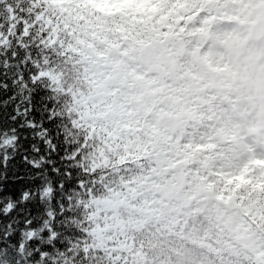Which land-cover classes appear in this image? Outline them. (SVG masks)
Here are the masks:
<instances>
[{"label":"clouds","instance_id":"clouds-1","mask_svg":"<svg viewBox=\"0 0 264 264\" xmlns=\"http://www.w3.org/2000/svg\"><path fill=\"white\" fill-rule=\"evenodd\" d=\"M12 3L56 41L38 87L87 173L68 264H264V0Z\"/></svg>","mask_w":264,"mask_h":264},{"label":"snow or ice","instance_id":"snow-or-ice-1","mask_svg":"<svg viewBox=\"0 0 264 264\" xmlns=\"http://www.w3.org/2000/svg\"><path fill=\"white\" fill-rule=\"evenodd\" d=\"M7 7L13 17L25 16L23 3L15 7L8 0ZM25 23L21 19L13 33L11 21L5 23L0 17V264L5 260L10 264H68L75 236L66 218L73 215L72 193L88 191L87 173L78 146L65 140L58 125L50 96L53 90L38 87L41 79L51 82L50 73L42 70L45 61L40 49L56 41L48 29L40 32L41 39L27 43L35 33ZM46 177L55 178L51 215L43 196ZM37 229L39 235H35ZM26 231L30 233L27 246L23 244ZM25 247L30 248L27 255L14 259L19 255L15 249L23 252Z\"/></svg>","mask_w":264,"mask_h":264},{"label":"trees","instance_id":"trees-1","mask_svg":"<svg viewBox=\"0 0 264 264\" xmlns=\"http://www.w3.org/2000/svg\"><path fill=\"white\" fill-rule=\"evenodd\" d=\"M52 2L53 3H59V2H63V0H52ZM32 3L35 4L36 0H32ZM23 11L25 13V16H23V17H21V16L13 17L11 15V11L10 10H9V15L7 17H3V21L5 23L11 21L12 26L9 28V30L12 31L13 33L15 32V25L18 24L21 19H24L26 21L25 27H28L31 30L33 28L29 26L30 24H31V26L33 24H39L40 27H41L42 16L38 12H36V13H28L25 8L23 9ZM29 15L32 16V19L35 20L36 23H32L31 20H29ZM84 235L86 236L87 234H84ZM79 242H81V243L83 242V237L81 238V241H79ZM113 255H115V253H113ZM120 260L121 261L124 260V255L123 254H121Z\"/></svg>","mask_w":264,"mask_h":264}]
</instances>
